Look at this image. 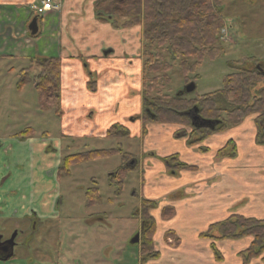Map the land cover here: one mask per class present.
<instances>
[{
    "label": "crops",
    "instance_id": "0c3cea01",
    "mask_svg": "<svg viewBox=\"0 0 264 264\" xmlns=\"http://www.w3.org/2000/svg\"><path fill=\"white\" fill-rule=\"evenodd\" d=\"M41 1L0 0V108L11 106L28 113L24 115L28 120L23 131L0 136V219L7 215L15 220L55 218L59 199L56 180L62 160L60 137L81 140L83 148H87L91 140L97 143L108 139L106 133L114 125L126 129L129 136L131 132L143 136L141 24L124 27L123 19L103 20L96 11L97 0H53L57 9L37 16L31 8ZM44 59L59 62L57 110L44 108L35 88L34 78ZM20 80L24 84L18 88ZM17 101L25 103L16 105ZM30 114L44 119V115H50L41 131ZM151 125L145 126V132L149 127L153 135L162 132ZM169 127L168 133L173 129L181 136L179 126ZM189 132L185 129L184 135ZM255 133L253 125L249 136L238 139L236 160L240 164L238 157L245 156L253 164L252 172L258 174L260 169L259 174L264 175V146L254 144ZM153 149L156 147L148 145L150 156L155 155ZM134 164L137 165L135 160ZM212 168L211 175L205 177L202 171L187 173L193 169L176 173L178 180L189 179L184 187L192 186L194 192L200 193L191 202L188 198L182 201L187 217L181 227L176 226L175 219H168L156 236L159 239L172 232L178 246H163L145 264H242L240 253L251 243L250 237L215 242L222 253L220 260L211 250L212 241L200 240V234L209 226L231 213L243 215L236 207L239 201L230 192L224 195L225 187L235 185L233 175L229 177L227 172L222 174L215 166ZM232 172L236 174L237 169ZM205 180L213 183L200 191ZM192 205L200 211L197 220L192 217ZM180 213L175 211L176 219ZM183 239L188 243L181 245ZM248 264L263 263L256 258Z\"/></svg>",
    "mask_w": 264,
    "mask_h": 264
},
{
    "label": "rangeland",
    "instance_id": "374dc122",
    "mask_svg": "<svg viewBox=\"0 0 264 264\" xmlns=\"http://www.w3.org/2000/svg\"><path fill=\"white\" fill-rule=\"evenodd\" d=\"M222 2L226 24L225 30L221 32L224 55L213 60L204 59L197 71L189 75L196 86L195 92L187 95L189 98L221 90L224 78L236 70L237 63L241 60H256L254 66H260L264 71V0ZM168 74L170 82L164 93L176 96L185 87L178 61L173 63ZM259 86H264V83L257 87ZM37 94L39 96V92ZM19 103L25 101L15 102L16 105ZM26 114L28 113L15 110L11 106L0 108V136L15 135L23 131L28 120L24 116ZM44 116L46 119L41 115L30 114L29 118H34L38 123V130L48 122L50 115ZM253 125L254 116L250 115L240 124L196 143L190 141V132L184 135L185 129H190L188 126L169 125L181 128V136H177L178 132L175 133L173 129L168 133L172 127L155 123L151 126L154 130H162L160 134L153 135L149 127L142 138L131 132L126 138H108L97 143L91 140L87 148H83L85 143L81 140L68 141L60 137L62 158L76 153L120 148L131 154L137 165L132 168L129 164L131 160L124 163L122 156L115 154L70 167V176L59 170L61 173L56 180L59 205L55 218L43 223L29 242V248L17 247L15 257L0 264H141V260L145 258L139 246L141 236L138 245L130 244L133 237L144 227L140 216L141 201L148 203V214L155 224L151 252L158 254L163 246H178V239L172 232L167 238V232L162 238L156 237L162 229L163 221H166L161 218V210L167 206H172L175 211L180 210L179 217L176 219L175 214L172 218L175 219L176 226L181 227L187 217L185 207L182 208L185 203L182 201L188 198L191 202L200 192H194L192 186L186 188L189 179L178 180L176 173L183 171L176 167L177 164L193 167L192 171H187L189 174L202 171V177L211 175L212 165L222 174L227 172L229 177L233 175L235 185L231 188L225 187L224 195L230 192L231 197L239 201L236 207L243 212L240 215L264 220V175L259 174L260 169L258 174L252 172L253 164H249L245 156L238 157L240 164L236 160L238 139L249 136ZM39 136L40 134L37 137ZM173 142L176 144L171 145ZM148 145L156 147L153 149L156 150L154 156H150L152 150H147ZM233 146L235 153L231 151ZM166 149L168 152H165ZM223 149L225 150L221 152ZM121 166H130V169L127 170L122 190L118 192L115 185H109V176ZM233 168L237 169L236 174L232 172ZM208 183L205 180L200 191ZM212 183L213 181L209 184ZM91 187L98 188L102 201L100 205L86 206L84 193ZM191 211L196 220L201 216L195 205L191 206ZM254 215L262 218H255ZM26 225L25 221L15 220L7 215L0 219V232L5 237H12L15 229L21 226L24 228ZM182 233L185 236V231ZM17 241H21L20 235ZM187 243V239L181 241V245ZM218 252L221 253L220 250ZM152 259L154 258L147 259L145 263Z\"/></svg>",
    "mask_w": 264,
    "mask_h": 264
},
{
    "label": "trees",
    "instance_id": "16d2710c",
    "mask_svg": "<svg viewBox=\"0 0 264 264\" xmlns=\"http://www.w3.org/2000/svg\"><path fill=\"white\" fill-rule=\"evenodd\" d=\"M96 11L106 21L123 19L124 27L138 24L142 26L143 133L146 125L154 123L188 126L190 141L196 143L236 126L245 117L253 115L255 144L264 146V86L257 87L264 83V71L259 72L254 68L256 60L239 61L236 70L224 78L223 88L217 92L193 98L181 95V91L176 96L164 93L170 82L168 72L174 62L178 61L186 85L194 82L189 75L197 71L204 59L213 60L224 55L221 32L226 24L222 0H97ZM59 73L57 60H42L40 71L34 80L44 108L57 110ZM23 84L24 80H20L17 87L21 88ZM188 112L198 116L200 120L212 122L213 126H193L191 118L187 116ZM27 133L28 130L23 132L24 135ZM128 136V131L120 125L112 126L106 133V137L110 139ZM231 151L235 153L234 146ZM115 154L122 156L124 163L133 159L131 154L120 148L94 150L62 158L59 170L70 176V167ZM176 167L181 170L193 169L184 164H177ZM129 169L130 166L118 167L109 176V185H115L120 192ZM61 172H58V177ZM84 195L86 206L100 205L102 202L96 187L88 188ZM148 207L147 202L141 201L140 216L144 228L139 246L141 253L145 255L141 264L157 256L151 252L155 224L148 214ZM160 215L163 220L171 219L175 215V209L172 206L164 207ZM171 235V232H167L165 236L167 238ZM200 237L212 241L210 247L216 260H220L221 255L215 242L250 237L251 243L240 253L242 264H248L256 258H260L264 264V220L231 213L225 220L209 226Z\"/></svg>",
    "mask_w": 264,
    "mask_h": 264
},
{
    "label": "flooded vegetation",
    "instance_id": "af4514ba",
    "mask_svg": "<svg viewBox=\"0 0 264 264\" xmlns=\"http://www.w3.org/2000/svg\"><path fill=\"white\" fill-rule=\"evenodd\" d=\"M260 65V64H258ZM257 67V66H256ZM255 67V69H257ZM260 68V67H259ZM259 71H262L261 69H258ZM132 161V160H131ZM134 162H129V164H133ZM59 201V200H58ZM58 201L56 202V209L58 210ZM27 223V225L23 228L22 226L21 227H18L17 229H15V232H16V237L14 239V247H13V256L8 258L7 260H10L12 259L13 257H15V249L17 247H21V248H29V242L31 240H33L35 234L38 232L39 228L43 225L44 222H48V220H38L34 217H29V218H26L25 220H23ZM144 227H142V229L140 230L139 232V236L142 235V230H143ZM4 231V229H3ZM21 236V241H17V238L18 236ZM11 237L8 236V237H5V234L1 233L0 232V262H4V261H7V260H4L5 256L7 254H9V250L6 252V248H8V241Z\"/></svg>",
    "mask_w": 264,
    "mask_h": 264
},
{
    "label": "water",
    "instance_id": "95a60500",
    "mask_svg": "<svg viewBox=\"0 0 264 264\" xmlns=\"http://www.w3.org/2000/svg\"><path fill=\"white\" fill-rule=\"evenodd\" d=\"M257 69H260L259 66L256 67ZM196 89V86L193 82L188 83L185 85L183 90L181 91V95H188L192 94ZM187 116L191 118V123L193 126H199V127H212L213 123L209 121H203L200 120L198 116L193 115L191 112L187 113ZM16 237V232H14L13 236L8 241V248H6V252L9 250V254H7L4 258V260H7L8 258L12 257L13 255V247H14V239ZM139 242V234H136L133 239L130 241V244H137Z\"/></svg>",
    "mask_w": 264,
    "mask_h": 264
},
{
    "label": "built area",
    "instance_id": "2783aa9c",
    "mask_svg": "<svg viewBox=\"0 0 264 264\" xmlns=\"http://www.w3.org/2000/svg\"><path fill=\"white\" fill-rule=\"evenodd\" d=\"M57 7L53 0H42L40 5H33L31 9L36 15L41 16L50 10L57 9Z\"/></svg>",
    "mask_w": 264,
    "mask_h": 264
}]
</instances>
